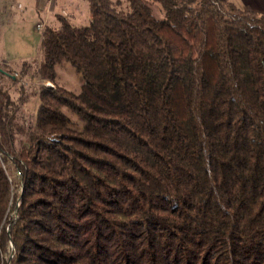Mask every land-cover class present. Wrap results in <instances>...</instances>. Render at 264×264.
<instances>
[{
	"label": "trees",
	"instance_id": "16d2710c",
	"mask_svg": "<svg viewBox=\"0 0 264 264\" xmlns=\"http://www.w3.org/2000/svg\"><path fill=\"white\" fill-rule=\"evenodd\" d=\"M87 2L85 24L42 32L53 85L29 120L0 86V264H264V13ZM64 62L79 92L57 84Z\"/></svg>",
	"mask_w": 264,
	"mask_h": 264
},
{
	"label": "rangeland",
	"instance_id": "374dc122",
	"mask_svg": "<svg viewBox=\"0 0 264 264\" xmlns=\"http://www.w3.org/2000/svg\"><path fill=\"white\" fill-rule=\"evenodd\" d=\"M228 1L236 6L247 5L251 9L264 13V0ZM50 3L54 6L53 10L50 9ZM4 4L5 8L2 9ZM0 5V69L7 72L6 75H0V86L5 88L16 102L17 96L22 94L23 102L19 103V105L22 104V109L18 111V114L23 117V120L27 121L30 117V111L34 110L36 102L32 93L42 84L53 85L50 81L41 80L35 72V62L41 58L43 30L48 26H58V14L68 18L75 25L85 24L88 21V2L87 0H0ZM34 5H37L36 8ZM75 5L77 8L74 10ZM62 10H65L67 15H63ZM153 13L159 16L154 8ZM37 23L43 24L44 29H37ZM25 60L34 63L26 66L24 71H21L20 65ZM57 84L74 92L81 90L82 82L70 62H64L57 66ZM18 102H20L19 99ZM70 115L74 118L72 114ZM4 166L8 168L12 180L18 182L19 180L14 174L16 170L12 163L5 162ZM12 191V199L8 205V213L6 210L4 221L7 229H9L11 218L16 215V213L12 214L11 212L16 205L17 196L18 200L20 199V184H15ZM11 256L12 245L10 244L3 257L8 261Z\"/></svg>",
	"mask_w": 264,
	"mask_h": 264
},
{
	"label": "built area",
	"instance_id": "2783aa9c",
	"mask_svg": "<svg viewBox=\"0 0 264 264\" xmlns=\"http://www.w3.org/2000/svg\"><path fill=\"white\" fill-rule=\"evenodd\" d=\"M19 7H20V4L18 5ZM62 13H63V15H67V12L65 11V10H62ZM36 27H37V29H40V30H42V29H44V25L43 24H41V23H37L36 24ZM19 171H16V173L14 172V174L17 176V175H19ZM8 178H9V180L13 183V180H12V175H8ZM14 186H15V183H13V188H14ZM13 192V191H12ZM11 199H12V194H11ZM11 199H10V202H11ZM10 204V203H9ZM8 210H9V207H8V209H7V212H8ZM12 214H15V206H14V209H13V211L11 212Z\"/></svg>",
	"mask_w": 264,
	"mask_h": 264
},
{
	"label": "crops",
	"instance_id": "0c3cea01",
	"mask_svg": "<svg viewBox=\"0 0 264 264\" xmlns=\"http://www.w3.org/2000/svg\"><path fill=\"white\" fill-rule=\"evenodd\" d=\"M50 5V9L51 10H53L54 9V6L50 3L49 4ZM1 6V5H0ZM37 6V5H36ZM36 6L34 5V7L36 8ZM74 7V6H73ZM5 8V4L3 5V8L2 9H4ZM77 7H76V5H75V8H73L74 10L76 9ZM1 61V60H0ZM12 77V76H11Z\"/></svg>",
	"mask_w": 264,
	"mask_h": 264
},
{
	"label": "bare ground",
	"instance_id": "6f19581e",
	"mask_svg": "<svg viewBox=\"0 0 264 264\" xmlns=\"http://www.w3.org/2000/svg\"><path fill=\"white\" fill-rule=\"evenodd\" d=\"M20 174V173H19ZM16 205H15V207H17L18 206V204H19V200H18V196H17V201H16V203H15Z\"/></svg>",
	"mask_w": 264,
	"mask_h": 264
}]
</instances>
